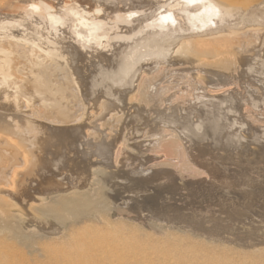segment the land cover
Listing matches in <instances>:
<instances>
[{"label": "bare ground", "instance_id": "obj_1", "mask_svg": "<svg viewBox=\"0 0 264 264\" xmlns=\"http://www.w3.org/2000/svg\"><path fill=\"white\" fill-rule=\"evenodd\" d=\"M262 33L264 0H0V264H238L220 241L133 221L105 196L102 167L54 175L48 155L95 148L164 95L154 82L172 65L235 79ZM234 89L199 99L218 108ZM246 249L243 264H264V248Z\"/></svg>", "mask_w": 264, "mask_h": 264}, {"label": "rangeland", "instance_id": "obj_2", "mask_svg": "<svg viewBox=\"0 0 264 264\" xmlns=\"http://www.w3.org/2000/svg\"><path fill=\"white\" fill-rule=\"evenodd\" d=\"M263 34L253 39L252 54L249 53L238 71L243 76L237 73L236 80L223 79L224 76L219 79L218 75L212 74L205 76L207 73L200 75L184 65L165 69L156 79L157 83L154 82L156 85L148 84L157 86L156 89L165 88L164 95L147 108L143 106L136 113L130 111L129 116L123 117L119 123L116 120L111 122L112 132L109 131L108 136L99 132L101 135L94 142L98 144L95 148L88 147L90 138L86 136L84 141L85 135H73L69 137L71 140L68 139L80 143L89 141L86 146H80L82 148H67L65 141L59 147L51 146L48 156H52L51 162L59 166L52 167V173L57 170L54 175L60 171L75 177L83 170L82 174L87 172L83 175L85 178L90 171L102 167L106 174L97 179L107 185L105 196L115 201L114 204L124 212H129L133 221L147 227L150 222L167 220L162 222L165 227L217 240L230 250H237L228 254L231 261L243 264V257L236 253L246 248H264ZM196 73L204 77L202 84L197 82ZM229 86L236 88L234 94L237 96L223 102L216 101L221 104L218 108L206 106L204 99H199L205 89ZM182 96L186 100L179 101ZM228 107H233L234 111ZM86 148L93 151L90 153ZM162 161L167 165H161ZM48 186L47 189L61 187L57 184ZM220 248L225 247L220 245ZM200 250L204 251L203 248ZM212 252L209 249L207 254Z\"/></svg>", "mask_w": 264, "mask_h": 264}]
</instances>
